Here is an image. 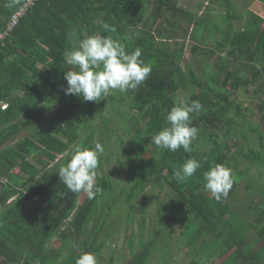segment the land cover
I'll list each match as a JSON object with an SVG mask.
<instances>
[{
    "label": "trees",
    "instance_id": "1",
    "mask_svg": "<svg viewBox=\"0 0 264 264\" xmlns=\"http://www.w3.org/2000/svg\"><path fill=\"white\" fill-rule=\"evenodd\" d=\"M145 4V0H40L0 47V81L5 82L0 86V102L8 104L5 110L0 105V264H76L82 253H96L101 258L102 249L111 238L106 237L101 244L91 238L108 233L110 225L100 219L90 236L89 226L104 211L100 207L102 200L110 196L111 203L106 205L109 212L118 207L120 196L125 195L126 203H133L149 185L171 190L174 200L166 206L164 217L168 218V224L184 226L182 244L187 242L190 250L194 246L200 249L198 253L191 252L195 257L194 264L203 252L204 263H207L231 251L235 244L247 241L248 234L238 231L237 226L246 223L255 226L252 217L256 218V226L249 230L255 228L263 237L264 197L260 195L264 190L261 194L250 195L248 188L250 177L263 178V173L258 172V168H264L261 167L264 163L263 135L259 127L249 129L258 136L260 149L252 146L246 153L240 152L238 156L245 163L237 160V154L232 153L227 140L235 118L247 119L235 99L237 90L255 86L264 75V15L253 11L244 14L232 0H220L218 6L225 12L221 17L226 26L222 31L206 18L195 19L180 8L176 0H156L150 21L143 24L141 36L135 38L128 33L138 31ZM164 12L171 13L176 19L188 20L193 26L191 38L194 40H197L196 34L205 32L209 25L211 36L215 32L221 33L222 38L214 40L213 47L195 45L192 48L195 59L213 60L214 70L207 83H202L189 64L186 68L181 66L185 58L183 45L170 53L171 43L178 46L180 39L176 36V24L165 20L173 29L169 35H166L167 30L158 29L157 23ZM240 20H245V27L233 30V23ZM38 21L45 22L46 26L39 35L32 34ZM104 23L115 27V33L105 32ZM84 33L88 36L112 35L126 43L128 51L141 48L142 59L152 66V73L136 91L130 90L120 97L122 106L138 115L131 138L137 153L124 147L121 156L129 169V190H123L119 198H114L112 179L101 178L98 185L103 189L102 193L91 200L86 196L79 205L82 193L69 191L60 181L58 172L73 154L72 147L83 127L82 119L87 127L93 107L97 108L94 105L97 102H86L64 91L67 87L64 73L70 67L64 61V54L72 50L73 39L82 40ZM233 58L236 63L248 65L244 73L236 70ZM230 61L232 65L225 72ZM211 68L209 66L205 71L209 74ZM180 93L184 95L183 101L195 100L203 105L193 119V124L200 129L199 136L193 141L191 152L186 153L182 148L176 152L158 151L151 143V136L165 126L167 112L181 103L178 100ZM261 93L264 96V90ZM120 98L113 92L98 101L100 106H104L103 100L107 104L100 113L107 114L111 105L109 108L113 112L128 115L123 107L116 108ZM259 111L264 121V101ZM140 124L144 127L138 130ZM221 130H225L224 134ZM23 133L24 138L19 139ZM93 133L94 129L81 147L94 148ZM243 139L247 140V136ZM119 141L123 146L124 140ZM135 153L137 157H134ZM190 158L199 160L201 167L186 181L178 182L173 178V171L180 170ZM216 164L230 167L235 178L228 197L220 202L203 186V173ZM16 169H19L18 174L14 173ZM259 197L257 204L254 200ZM143 211L145 213V209ZM162 216L160 213L162 231L157 235L165 236ZM56 236L61 239L58 247L50 245ZM141 241L144 248V241ZM207 245L214 247L208 249ZM235 248L226 264H235L249 255H244V247ZM150 257L145 249L128 264H148ZM108 262L104 264H116L114 258ZM102 263V259L98 261V264Z\"/></svg>",
    "mask_w": 264,
    "mask_h": 264
},
{
    "label": "rangeland",
    "instance_id": "2",
    "mask_svg": "<svg viewBox=\"0 0 264 264\" xmlns=\"http://www.w3.org/2000/svg\"><path fill=\"white\" fill-rule=\"evenodd\" d=\"M145 13L143 18L141 19L140 23L138 24L137 30L138 31H129V35L134 36L135 38H139L141 36V31L143 28V24L145 22H149L152 12L155 8V1L156 0H145ZM179 7L185 10L186 12L192 14L195 19L206 18L207 21L211 22L214 25H218L220 29L223 31L226 29L225 23L222 22V14H224V10L219 8V1H208L204 2L201 0H176ZM232 2L236 5L238 10L244 14L249 11L256 12L261 15H264V2L261 3L258 0H232ZM167 20L170 24L177 25V38L180 39V43H177L178 46L173 42L170 46V53H173L174 48L184 46L185 58L182 63V67L186 68L189 64L197 73V76L202 81V83H207V78L213 72V60L208 59L199 61L200 58L195 59L192 56V48L197 45L200 47H213L214 40H220L222 38L221 33L215 32L213 36H211V26H208V29L203 32L199 31L196 34L197 40L191 38L193 26L188 23V20L185 18H174L171 13L164 12L161 19L157 23V26L160 27L158 29L167 30V34L169 35L172 32V28L168 25ZM39 22V21H38ZM46 26V23L41 21L37 25L33 26L32 34H40L42 29ZM233 30L237 31L245 27V20L235 21L233 23ZM155 33L156 30H153ZM99 35V34H98ZM84 38L87 37V33H84ZM76 36H74L75 38ZM200 40V41H198ZM72 41V40H71ZM37 43H40L37 41ZM79 40L76 39L72 42V49L78 47ZM180 44V46H179ZM226 53L222 56L224 57ZM235 62V58H233ZM232 61L229 62L227 72L231 65ZM210 66L211 72L208 74L205 70L208 69ZM236 70H240L241 73H244L248 65L246 63H236ZM217 69H215L216 71ZM225 76V74H224ZM224 76L221 77L223 80ZM5 82L0 81V86H2ZM262 90H264V75L263 77L255 84V86L249 87H242L237 90L235 99L236 101L242 106L243 111L245 112L247 119L243 121L240 118H235V123L230 128V138L227 140L230 143L231 151L234 154H237V160L245 163V160L238 156L240 152L246 153L249 147H256L260 149V144L258 142V136L249 131L251 127H259L260 131L264 138V121L261 120L262 113L259 111L260 104L264 101V96L262 95ZM115 96L120 98L123 95L118 90L113 91ZM259 92V93H257ZM119 100V101H118ZM179 102L184 100L183 94H178ZM117 109H122V102L121 98L117 99ZM101 102L94 103L97 108L93 107V116L91 121L88 123L87 127L85 126V121L82 119V128L80 129V133L78 136L77 142L73 145L82 146V143L86 140L87 135L92 129H94L93 133V144L94 147L96 143H100L104 148V153L99 157V163L101 162V166L97 168V183H99L101 178L110 177L114 184V198H119V194L123 190H129V181H128V172L129 169L125 167L126 160L122 158L123 148L127 147L131 150L136 151V144L131 141L132 135L135 131V127L137 126L138 115L132 111L127 110V107L124 106L123 110L129 112L128 115L123 116L119 115L117 111L114 112L110 109L112 108L109 105L107 114L102 115L100 111L104 110V107H107L105 100L102 101L104 106H100ZM86 108V103L84 104ZM7 106H2V109H6ZM55 109H53V112ZM264 113V112H263ZM109 119V121H106ZM108 123H106V122ZM145 123V122H144ZM127 125V126H125ZM144 127V124H140L138 126V130ZM129 133L128 135L125 131ZM225 130H221L224 134ZM25 133L19 136V139H23ZM243 136H247V140L243 139ZM119 139L124 140V145L121 146ZM150 150H153V147H149ZM137 153V151H136ZM134 154V157H137V154ZM229 153V152H228ZM264 160V159H263ZM264 166L262 163L261 167ZM257 168V166H255ZM245 167H243L244 169ZM261 169V170H260ZM258 168V172L263 173L262 177H250L249 178V193L250 195L256 193L261 194L264 190V168ZM254 174V170H252ZM257 171V169H256ZM22 174V173H20ZM253 182V183H251ZM4 184H6L4 182ZM86 194L82 193L81 197L79 198V205H81L85 198ZM264 197V194L260 195ZM249 198V197H248ZM259 198H256L254 202L259 204ZM173 194L171 190L167 187L163 189H156L152 185L147 187V190L142 196H139L138 199L135 200L133 203H126L125 195L120 196L118 207L114 208L112 211L106 210V205L111 203L110 196L106 197L102 200V204L100 207L104 210L99 215V218L94 219L91 221L89 226V236L93 232L94 228H96L100 222V219L106 221L110 225V230L108 233H103L97 237H92V241L95 243L101 244L103 240L110 236V240L102 249L101 258L98 254L94 253L97 256L98 261L102 259V264L109 263L110 259L115 260L116 264H128L131 262L134 256H138L141 254L145 249L149 251L150 260L148 264H194L195 257L192 256L193 253L200 250L198 246H194L192 250L189 248V244L184 242L182 244L181 235L183 232L184 226L182 224H175L171 225L167 222L169 221L168 218L164 217L167 213L166 206L171 205L173 202ZM253 204V203H252ZM113 207V206H112ZM235 210H237V206H235ZM145 209V213L143 211ZM161 211V212H160ZM160 213L162 216V222L165 223V231H163L164 235L160 236L161 234L157 235V232L162 231L161 222H160ZM249 219V218H248ZM264 220V218H263ZM239 228L238 231L241 232L243 230L244 233H247V236H250L249 227H254L252 225L246 224H239L237 226ZM249 231V232H248ZM169 236V239L167 238ZM172 238V239H171ZM248 239V238H247ZM144 241L145 247L141 246L142 241ZM187 240V239H186ZM253 239H251L252 241ZM263 238H259L258 241H263ZM161 241V242H160ZM180 241L181 244L180 245ZM246 242V241H243ZM61 244V239L59 236H56L51 241L52 246L58 247ZM199 244H202L200 241ZM208 249L214 247V245L210 246L207 245ZM131 247L133 249H131ZM213 251V250H211ZM201 252V251H200ZM187 253H191V255H187ZM132 254V255H131ZM226 254V253H225ZM231 254L229 251L224 257L218 256L214 259L209 260L207 263H204L206 258L204 257V252L201 253L197 259L199 264H226L224 263ZM245 255V254H244ZM246 257V256H244ZM164 259V260H163ZM62 258L60 259V261ZM241 260V259H240ZM238 260L237 262H239ZM197 263V264H198ZM242 264V263H240ZM264 264V262L262 263Z\"/></svg>",
    "mask_w": 264,
    "mask_h": 264
},
{
    "label": "clouds",
    "instance_id": "3",
    "mask_svg": "<svg viewBox=\"0 0 264 264\" xmlns=\"http://www.w3.org/2000/svg\"><path fill=\"white\" fill-rule=\"evenodd\" d=\"M18 0H9L11 7ZM105 32L115 33V27L104 23ZM69 70L64 73L67 81L65 94L81 97L86 102H98L113 91L121 93L136 91L152 73V66L142 59V49L127 50L126 43L112 35H91L79 41L78 47L64 54ZM203 105L199 101H183L173 106L165 116V126L151 136V143L157 150L176 152L183 149L192 151L191 145L200 133L193 124ZM104 153L100 143L94 148L74 146L69 161L58 172L60 181L73 193H85L94 199L103 189L97 183L99 157ZM201 162L195 158L187 159L180 170L173 171V178L184 182L195 175ZM19 173V169H16ZM233 170L223 164H216L203 173L204 188L220 202L228 197L234 184ZM76 264H98L94 253H82Z\"/></svg>",
    "mask_w": 264,
    "mask_h": 264
},
{
    "label": "crops",
    "instance_id": "4",
    "mask_svg": "<svg viewBox=\"0 0 264 264\" xmlns=\"http://www.w3.org/2000/svg\"><path fill=\"white\" fill-rule=\"evenodd\" d=\"M23 1L24 0H18L17 3L13 4L11 7H8L7 4L9 0H0V32L5 28L12 14L20 6V4ZM0 105L2 107V106H7L8 104L7 102H0ZM2 110H5V108ZM14 173L18 174V171L16 170L14 171ZM251 221L256 226V218L252 217ZM259 238H263V237H260L259 233L255 231V228H251L250 236H248V240L244 243H241V245L235 244V247L236 246L244 247V252H243L244 254L245 253L249 254V255H246V257H242L241 260L239 262H236L235 264H240V263L242 264H262L264 262V240L258 241ZM251 239L253 240L251 241ZM235 247L231 250V254L229 256L234 254L236 250ZM226 254H224L223 257ZM227 261L228 260H226L224 263H227Z\"/></svg>",
    "mask_w": 264,
    "mask_h": 264
},
{
    "label": "built area",
    "instance_id": "5",
    "mask_svg": "<svg viewBox=\"0 0 264 264\" xmlns=\"http://www.w3.org/2000/svg\"><path fill=\"white\" fill-rule=\"evenodd\" d=\"M39 1L40 0H24L14 11L7 25L0 32V47L5 44V41L8 38H10L20 22L35 9Z\"/></svg>",
    "mask_w": 264,
    "mask_h": 264
}]
</instances>
